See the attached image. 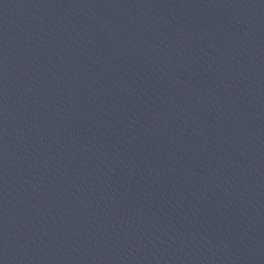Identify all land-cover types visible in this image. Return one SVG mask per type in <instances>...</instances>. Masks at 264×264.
Returning a JSON list of instances; mask_svg holds the SVG:
<instances>
[{
  "label": "water",
  "instance_id": "1",
  "mask_svg": "<svg viewBox=\"0 0 264 264\" xmlns=\"http://www.w3.org/2000/svg\"><path fill=\"white\" fill-rule=\"evenodd\" d=\"M0 264H264V0H0Z\"/></svg>",
  "mask_w": 264,
  "mask_h": 264
}]
</instances>
